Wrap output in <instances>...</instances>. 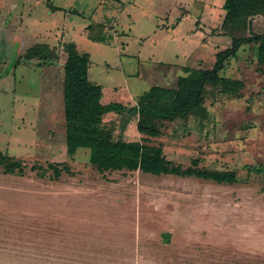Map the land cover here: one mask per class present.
I'll return each mask as SVG.
<instances>
[{
  "label": "rangeland",
  "instance_id": "rangeland-1",
  "mask_svg": "<svg viewBox=\"0 0 264 264\" xmlns=\"http://www.w3.org/2000/svg\"><path fill=\"white\" fill-rule=\"evenodd\" d=\"M201 5L0 0V264H264L258 44L242 46L220 73L244 82L240 95L207 86V117L162 122L158 137L138 131L136 111L104 117L115 140L160 146L183 170L234 171L235 183L100 172L95 150L72 154L66 144L69 42L90 53L89 77L101 85L103 104L136 107L156 84L176 88L178 78L189 75L185 68H213L217 52L232 40L211 44L227 35L218 30L264 34L263 16L246 30L243 18L231 26L217 12L204 22Z\"/></svg>",
  "mask_w": 264,
  "mask_h": 264
},
{
  "label": "trees",
  "instance_id": "trees-1",
  "mask_svg": "<svg viewBox=\"0 0 264 264\" xmlns=\"http://www.w3.org/2000/svg\"><path fill=\"white\" fill-rule=\"evenodd\" d=\"M60 9L59 7H54ZM226 20L235 24L244 19L249 30L252 18L264 16V0H225ZM90 29V26L88 27ZM229 29L232 38L230 47L216 54L211 69L187 67V76H180L176 88L155 85L139 96L135 108L121 102L102 103L101 85L89 77L91 55L80 52L77 44H67L68 59L65 64L64 102L66 121V144L69 153L78 149H93L97 153V167L100 172L128 169L141 170L153 175L196 176L218 183L233 184L237 180L234 171H207L189 167L183 170L169 161L160 146L144 145L140 141L115 140L114 130L105 126L104 117L110 113H138L137 128L140 133L158 137L162 134L161 123L177 119H188L192 114L207 117L205 104L207 86L220 89L225 95L241 94L245 84L242 80L224 77L220 73L226 63L237 56L244 45L258 44V65L264 74V34L251 32L250 35L236 36ZM93 39V38H92ZM103 41L96 39V41ZM264 97V95H263ZM56 176L61 169L51 164ZM262 172L261 168H249V172Z\"/></svg>",
  "mask_w": 264,
  "mask_h": 264
},
{
  "label": "crops",
  "instance_id": "crops-1",
  "mask_svg": "<svg viewBox=\"0 0 264 264\" xmlns=\"http://www.w3.org/2000/svg\"><path fill=\"white\" fill-rule=\"evenodd\" d=\"M201 2H202V5H201V8L203 7V11L201 12V10H200V14H202V19L204 20V22L206 21L207 22V20H209V18H210V16L213 14V12H217L218 13V15L219 16H223V19H224V21L226 20V10L223 8V5H224V3H225V0H201ZM189 15V14H188ZM259 16H262V15H259ZM186 17V16H185ZM188 17V16H187ZM256 17H258V16H255V17H253L252 18V22H253V19L254 18H256ZM264 17V16H263ZM223 21V22H224ZM203 28V27H202ZM208 30H212V29H208ZM228 32V31H226V30H224V29H221V30H218L217 32H218V34L219 33H222V32ZM199 33H201V34H205L206 32L202 29H200L199 30ZM231 38V36L227 33V35H225V33H224V35H220V36H217V37H213L212 38V40L210 41V40H208V41H210V43L212 44V43H214V41L216 40V39H218V38ZM232 39V38H231ZM226 41H227V39H226ZM228 42V41H227ZM226 42V43H227ZM229 43V42H228ZM227 43V44H228ZM209 44V42H207V44L206 45H208ZM230 44H232V40H231V43ZM206 45L204 46V45H202V46H204L205 48H206ZM225 45V44H224ZM209 46V45H208ZM211 46V45H210ZM209 48H211V47H209ZM78 50H79V47H78ZM224 50V49H223ZM80 51V50H79ZM219 51H221V50H219ZM218 51V52H219ZM81 52V51H80ZM217 52V53H218ZM156 85H159V86H164V87H167L166 85H163V84H156ZM155 86V85H154ZM151 88V87H150ZM149 88V89H150ZM148 89V90H149ZM104 96V95H103ZM133 96H135V95H133ZM124 104V103H123ZM124 105H126V104H124ZM126 106H128V105H126ZM133 108H135V107H133ZM136 116H137V118L139 119V116H138V113H136ZM138 119H137V122H138Z\"/></svg>",
  "mask_w": 264,
  "mask_h": 264
}]
</instances>
